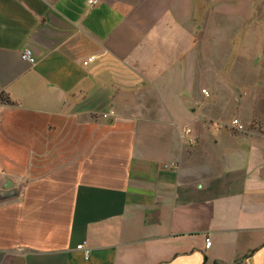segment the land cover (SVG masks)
<instances>
[{
    "label": "crops",
    "instance_id": "obj_1",
    "mask_svg": "<svg viewBox=\"0 0 264 264\" xmlns=\"http://www.w3.org/2000/svg\"><path fill=\"white\" fill-rule=\"evenodd\" d=\"M208 3L0 0V264H264V131L195 101L243 51Z\"/></svg>",
    "mask_w": 264,
    "mask_h": 264
},
{
    "label": "rangeland",
    "instance_id": "obj_2",
    "mask_svg": "<svg viewBox=\"0 0 264 264\" xmlns=\"http://www.w3.org/2000/svg\"><path fill=\"white\" fill-rule=\"evenodd\" d=\"M236 1L210 0L208 6L210 11L212 9L211 13L214 15H216L214 12L221 8L222 15L218 14L214 18L216 24L219 20L223 28H228V30L236 28L238 31L231 38L230 47L232 51H241L240 48L242 47L243 51L237 54L236 52L231 55L228 54L230 56L229 59L233 62H226L225 67L223 62L222 66L217 69L218 72L214 76V81L209 80L205 86L200 84L195 86V101L203 102V99H205V102H207L214 97V90H219L221 100L217 101L219 106L214 109V112H219L217 115L222 117L224 123L227 120L231 121L233 112H239L238 109L242 108V112H245L251 119L249 126L260 127L264 131V0H241L237 3ZM235 11L240 12L244 19L242 23V38L237 36L241 27L239 29L238 25L233 26L235 20L229 18L231 15L234 16ZM227 14L229 17H227ZM237 21L239 24V20ZM211 41L213 46L215 43L214 39L212 38ZM235 61L238 63H235ZM237 64H239V67H237ZM227 78L230 79V83L227 86L229 89H226L220 83L221 80L226 81ZM216 80L220 84H217ZM202 90H206L209 96L207 97L203 94ZM234 94L237 98H243L240 105L238 102L233 103ZM235 119L230 123L232 124ZM231 124L230 128L233 132L241 135L247 133L245 131H237L232 128ZM195 141L197 145V138H195Z\"/></svg>",
    "mask_w": 264,
    "mask_h": 264
},
{
    "label": "built area",
    "instance_id": "obj_3",
    "mask_svg": "<svg viewBox=\"0 0 264 264\" xmlns=\"http://www.w3.org/2000/svg\"><path fill=\"white\" fill-rule=\"evenodd\" d=\"M21 58L23 61L28 62L30 64H35L36 63V59L34 58V55L32 53L31 50H25L22 55ZM96 58L95 57H91L87 60V62L84 63V65H88L89 63L93 62ZM203 94H205L207 97L209 96L208 92L206 90L202 91ZM107 117V116H105ZM232 128L236 129L239 132H244L245 128L244 126L241 124V122L237 119H235L232 124H231ZM191 134V130L190 129H185L184 130V135H190ZM189 144L191 146H195L196 145V141L195 138H187ZM212 246V242L211 239L208 238L206 239V249H209ZM78 250L85 252L86 258L89 257V251L88 249L85 247V244H82L80 246H78Z\"/></svg>",
    "mask_w": 264,
    "mask_h": 264
},
{
    "label": "trees",
    "instance_id": "obj_4",
    "mask_svg": "<svg viewBox=\"0 0 264 264\" xmlns=\"http://www.w3.org/2000/svg\"><path fill=\"white\" fill-rule=\"evenodd\" d=\"M4 96L2 95V100H3Z\"/></svg>",
    "mask_w": 264,
    "mask_h": 264
},
{
    "label": "water",
    "instance_id": "obj_5",
    "mask_svg": "<svg viewBox=\"0 0 264 264\" xmlns=\"http://www.w3.org/2000/svg\"><path fill=\"white\" fill-rule=\"evenodd\" d=\"M8 191H9V189H8Z\"/></svg>",
    "mask_w": 264,
    "mask_h": 264
}]
</instances>
